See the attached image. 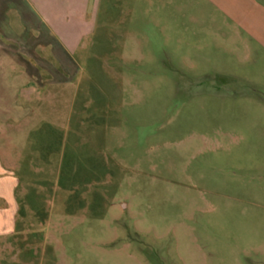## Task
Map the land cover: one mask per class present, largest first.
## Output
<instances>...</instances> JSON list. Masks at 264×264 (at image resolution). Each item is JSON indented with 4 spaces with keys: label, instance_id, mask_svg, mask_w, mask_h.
Listing matches in <instances>:
<instances>
[{
    "label": "rangeland",
    "instance_id": "rangeland-1",
    "mask_svg": "<svg viewBox=\"0 0 264 264\" xmlns=\"http://www.w3.org/2000/svg\"><path fill=\"white\" fill-rule=\"evenodd\" d=\"M78 2L96 26L66 96L38 93L20 132L0 74V149L29 204L3 264H264V66L202 53L224 40L204 0ZM28 4L0 0V19L20 6L25 27Z\"/></svg>",
    "mask_w": 264,
    "mask_h": 264
},
{
    "label": "crops",
    "instance_id": "crops-1",
    "mask_svg": "<svg viewBox=\"0 0 264 264\" xmlns=\"http://www.w3.org/2000/svg\"><path fill=\"white\" fill-rule=\"evenodd\" d=\"M26 1L29 3L26 10L29 20L25 27H22L20 6L19 10H14L11 18L3 15L0 19V74L13 84L11 106L16 116L13 117L12 126L15 132H20L21 115L25 118L32 115L34 104L31 99L38 93L39 97L44 98L66 96V88L70 82L66 69L70 65V52H77L84 38L86 25L92 29L96 26L92 21L93 24L86 23V15L83 17L79 15V11L74 12L79 9L78 1L83 2V9L84 0H59L56 2L58 10L54 14L50 7L51 0H19L20 4H25ZM204 1L215 7V14L221 17L223 27L221 26L219 33L224 40L220 44H200L198 48L202 53L213 46L221 54L215 57L228 61L229 65L234 63L238 67L253 68L264 66V0ZM206 15L205 11H197L192 16L200 23V18ZM179 57L174 54V59ZM180 59L182 61L186 58ZM53 66L56 70L52 69ZM226 75L229 76L228 73ZM0 98L2 100L1 96ZM22 98L24 100L21 102ZM2 115L3 112L0 111V116ZM4 116L0 117V148L4 140ZM25 123L24 129L31 130L30 118L25 119ZM4 155L5 150L0 149V264H3V244L14 235L17 223L20 222L19 206H29L28 194L25 195L24 205L20 204L17 196L22 177L19 155L13 153L9 168L5 165ZM17 255L19 257L20 253Z\"/></svg>",
    "mask_w": 264,
    "mask_h": 264
}]
</instances>
